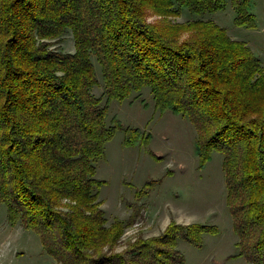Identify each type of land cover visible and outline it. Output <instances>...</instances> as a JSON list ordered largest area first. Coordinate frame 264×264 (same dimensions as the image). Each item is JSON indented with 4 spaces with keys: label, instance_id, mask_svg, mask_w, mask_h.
<instances>
[{
    "label": "trees",
    "instance_id": "obj_1",
    "mask_svg": "<svg viewBox=\"0 0 264 264\" xmlns=\"http://www.w3.org/2000/svg\"><path fill=\"white\" fill-rule=\"evenodd\" d=\"M226 0H0V201L40 235L55 264H185L180 239L201 246L216 225L172 220L118 250L127 223H108L96 162L119 120L108 102L149 87L156 106L198 131L199 166L223 154L238 255L264 264V66L213 20L175 22ZM252 0L235 22L256 26ZM160 19L149 21V15ZM71 31L75 49L51 47ZM101 66L105 103L92 93ZM126 143L140 129L128 130Z\"/></svg>",
    "mask_w": 264,
    "mask_h": 264
},
{
    "label": "rangeland",
    "instance_id": "obj_2",
    "mask_svg": "<svg viewBox=\"0 0 264 264\" xmlns=\"http://www.w3.org/2000/svg\"><path fill=\"white\" fill-rule=\"evenodd\" d=\"M250 11L256 26L235 22L232 0L222 9L199 15L182 8L175 22L192 19L213 20L228 34L245 41L264 66V0H252ZM159 16L150 14L149 21ZM51 47L62 52L75 49L71 31ZM98 83L92 93L105 103L101 66L92 57ZM121 126L105 144L104 156L96 162V177L104 180L99 198L108 223L115 218L127 223L118 250L138 236L161 233L172 220L181 224L216 225L214 234L205 233L201 246L180 239L178 247L185 264H250L238 255V235L228 204L223 154L214 150L203 167L199 166L198 131L187 116L156 106L149 87L123 100L108 102L106 122ZM139 128L140 138L126 143L128 130ZM44 249L40 235L20 222L11 223L7 205L0 201V264H55Z\"/></svg>",
    "mask_w": 264,
    "mask_h": 264
}]
</instances>
